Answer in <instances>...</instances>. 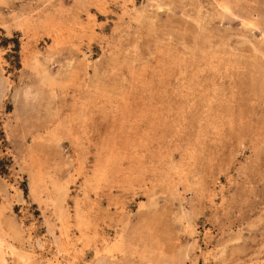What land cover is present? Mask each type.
I'll return each mask as SVG.
<instances>
[{"label": "rangeland", "instance_id": "1", "mask_svg": "<svg viewBox=\"0 0 264 264\" xmlns=\"http://www.w3.org/2000/svg\"><path fill=\"white\" fill-rule=\"evenodd\" d=\"M0 233L5 264L124 234L127 264H264V0H0Z\"/></svg>", "mask_w": 264, "mask_h": 264}, {"label": "bare ground", "instance_id": "2", "mask_svg": "<svg viewBox=\"0 0 264 264\" xmlns=\"http://www.w3.org/2000/svg\"><path fill=\"white\" fill-rule=\"evenodd\" d=\"M25 97H28V95L25 96ZM27 99H30V97H28ZM27 99H26V102L28 101ZM129 237L130 236L128 234H124L123 237L122 238H119L120 240H117V243L115 244V246H117L119 248V250L121 249L120 252L122 253V255H121L120 258H113L114 260L112 262H102L100 264H127V262L129 261V254H128L129 253L128 252L129 251V248L127 247L125 241L127 242ZM4 242L5 241L3 239V236L0 233V264H5V244H4ZM19 256L20 255L18 254V257Z\"/></svg>", "mask_w": 264, "mask_h": 264}]
</instances>
